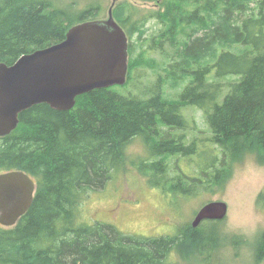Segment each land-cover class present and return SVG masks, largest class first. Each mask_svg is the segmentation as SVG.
<instances>
[{
  "label": "trees",
  "instance_id": "16d2710c",
  "mask_svg": "<svg viewBox=\"0 0 264 264\" xmlns=\"http://www.w3.org/2000/svg\"><path fill=\"white\" fill-rule=\"evenodd\" d=\"M58 3L0 0V63L58 43L73 25L100 16L98 4L76 22ZM113 15L129 38L125 85L83 94L69 111L35 105L0 137V173L23 170L36 182L28 212L14 226L0 224V264H172L186 239L203 241L207 228L192 224L174 236L136 237L79 219L83 199L125 166L136 137L152 151L154 159L141 162L149 181L164 191L193 195L221 185L245 152L264 163V0H159V9L142 15L121 3ZM155 68L162 71L142 87ZM191 110L202 112L205 142ZM256 258L264 259V233Z\"/></svg>",
  "mask_w": 264,
  "mask_h": 264
},
{
  "label": "rangeland",
  "instance_id": "374dc122",
  "mask_svg": "<svg viewBox=\"0 0 264 264\" xmlns=\"http://www.w3.org/2000/svg\"><path fill=\"white\" fill-rule=\"evenodd\" d=\"M58 1V5L67 7L71 16L76 17V22L87 8L98 4L101 8L97 19H107L109 9L121 3L132 5L141 15L159 9V0ZM153 23L155 20L148 26ZM159 71L162 70H149L147 77L145 75L141 79L142 87L152 85ZM130 89L138 90L132 83ZM187 115L193 116L199 135L205 142L208 127L201 117L202 112L191 110ZM142 139L136 137L128 144L125 166L115 171L103 188L83 199L79 219L87 224H111L122 233L136 237L174 236L185 225L193 223L196 213L205 203L220 200L228 205L226 217L223 220H205L194 227L207 228L203 232L206 238L198 244L186 239L172 252L168 261L172 264H264V259L256 258L257 242L264 233V206L259 202V194L264 191V163L254 153L245 152L221 185L199 188L193 195H184L177 190V193L169 189L164 191L149 181L147 167L141 162L142 159L154 158ZM208 156L205 153L202 159L208 161ZM213 221H218L217 226L210 225ZM215 227L217 230H213ZM217 231L220 238H217Z\"/></svg>",
  "mask_w": 264,
  "mask_h": 264
},
{
  "label": "water",
  "instance_id": "95a60500",
  "mask_svg": "<svg viewBox=\"0 0 264 264\" xmlns=\"http://www.w3.org/2000/svg\"><path fill=\"white\" fill-rule=\"evenodd\" d=\"M129 72V38L113 15L73 25L64 40L22 55L15 63H0V137L19 125L23 111L48 104L72 110L77 97L95 89L122 86ZM36 182L23 170L0 173V224L11 227L30 209ZM224 201L205 203L192 226L223 220Z\"/></svg>",
  "mask_w": 264,
  "mask_h": 264
}]
</instances>
